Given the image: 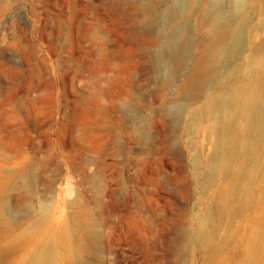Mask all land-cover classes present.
<instances>
[{
    "label": "rangeland",
    "instance_id": "374dc122",
    "mask_svg": "<svg viewBox=\"0 0 264 264\" xmlns=\"http://www.w3.org/2000/svg\"><path fill=\"white\" fill-rule=\"evenodd\" d=\"M180 1L0 0V205L15 222L0 250L16 240L0 264L28 256L33 221L65 228L61 264H240L263 236L264 165L228 195L235 174L212 169L221 135L207 101L264 76V8L242 55L183 96L207 35L198 5L236 14L230 0H193L164 84L159 30Z\"/></svg>",
    "mask_w": 264,
    "mask_h": 264
},
{
    "label": "bare ground",
    "instance_id": "6f19581e",
    "mask_svg": "<svg viewBox=\"0 0 264 264\" xmlns=\"http://www.w3.org/2000/svg\"><path fill=\"white\" fill-rule=\"evenodd\" d=\"M193 2V0H182L177 6H167L168 24L159 30L169 44H167L168 47L170 46L169 50L172 51V54H165L167 56L163 55L160 59L164 84L173 80L172 61L181 56L185 40L183 41L180 37L184 36V32H188V20L194 16L193 10L198 4ZM230 3V11L236 14L233 21L227 19L226 12L206 8L202 2L198 5L197 9L201 13L199 21L207 30V35L200 45L199 52L192 60V70L186 76L181 91L183 96L198 94L209 74L226 62L231 64L234 57L236 60L242 55L251 32L250 12L256 14L264 8L262 0H230ZM188 42L190 40L187 39ZM261 47H256L255 51H260ZM207 105L219 112L215 126L221 135L218 139L212 169L223 167L234 172V181L228 183L230 190L228 195H231L235 185L242 187L245 178L259 172L264 165V76L245 87L229 88L222 94L210 96ZM239 111L242 112L240 119L235 114H231ZM238 154L240 158L237 159ZM235 161L240 163L237 168L233 167ZM24 181L25 185H30L28 173L24 175ZM41 210L46 214L48 206L43 204ZM13 221L8 206L0 205V232H6L15 223ZM42 222L33 221L25 228L24 233L31 235L32 238H29L27 243L29 254L19 264H61L71 239L66 236L64 227L48 223L46 228H40ZM71 225L74 230H84V226L77 220H74ZM260 235L263 236H253L245 241L246 253L243 254L240 264L256 262L264 264V255H258L256 252L259 249L264 251V244L260 243L264 239V232ZM15 243L16 240H10L8 245L0 250V262L8 255L11 246ZM252 244L258 245L254 248L255 250L252 249ZM253 251L258 255L257 258Z\"/></svg>",
    "mask_w": 264,
    "mask_h": 264
}]
</instances>
